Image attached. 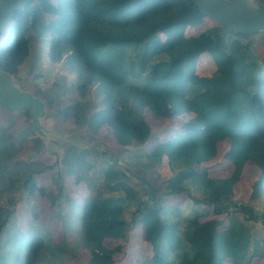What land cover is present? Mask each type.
<instances>
[{
    "label": "trees",
    "instance_id": "1",
    "mask_svg": "<svg viewBox=\"0 0 264 264\" xmlns=\"http://www.w3.org/2000/svg\"><path fill=\"white\" fill-rule=\"evenodd\" d=\"M203 19L192 0H32L14 13L0 31V69L43 102L46 126L77 135L89 148L57 144L64 149L62 170L53 177L57 192H46L35 177L52 167L36 161L46 148L29 110L0 108V264H53L74 245L87 252L86 264H115L135 230L151 250L137 264H252L264 258V209L252 204L264 205V56L250 41L264 32L234 34L216 25L185 37V29ZM36 51L62 63L76 84L61 93L43 88L37 83L43 73L34 65L31 81L19 79V67ZM202 56L214 66L208 77L196 72ZM148 118L174 121L177 128L156 135ZM64 123L71 128L63 129ZM102 129L110 131L115 150L102 141ZM223 146L221 159L210 164ZM24 149L27 158L20 156ZM163 157L173 174L160 182L156 169ZM223 161L231 174L210 176ZM248 166L259 172L249 201H233ZM63 170L84 184V197L66 193ZM175 195L185 196L187 212L182 203L165 206ZM38 198L65 212L73 243L66 233L52 240L35 225V211L30 227L17 228L15 204ZM209 210L217 218L208 219Z\"/></svg>",
    "mask_w": 264,
    "mask_h": 264
},
{
    "label": "rangeland",
    "instance_id": "2",
    "mask_svg": "<svg viewBox=\"0 0 264 264\" xmlns=\"http://www.w3.org/2000/svg\"><path fill=\"white\" fill-rule=\"evenodd\" d=\"M216 23L213 21L204 18L200 25L195 27H188L184 31L185 37L196 36L202 31L209 29L211 27H215ZM164 36L162 37V39ZM252 46L257 51V53L263 57L264 56V36H254L250 39ZM35 66L39 69V73H43V77L38 80V84L43 88L48 87H56L57 92H63L62 89L64 87H69L70 85L76 84V78L74 75L70 74L68 70L64 67L62 63L60 64H52L46 57L44 53H40L36 51V54H33L22 66L19 67L17 76L21 80L31 81L33 74H30L29 70L31 66ZM214 66L210 61L208 56H202L196 65V72L201 76H210ZM88 98L91 100L96 99V93L93 90L88 92ZM69 101H73L77 98V94L75 91H71V93H67ZM45 122V121H43ZM46 123L49 126L53 125L52 119L46 120ZM147 123L150 126L152 132L156 135L167 136L171 131H174L177 128V124L174 121H156L153 119H147ZM71 124L64 123L61 125L63 129H70ZM99 136L102 138V141L109 146L113 150L116 149L114 143L111 139L110 131L107 129H102L99 132ZM73 140V139H72ZM153 146V142H148L145 147H143L144 151H149ZM130 149H136L135 147H130ZM225 150V146H223L216 160L211 162L210 164L217 163L221 159V155ZM29 151L24 149L20 156L23 158H27ZM64 155V149L58 146L56 143H51L49 148L45 150L44 153H41L36 156V161L41 163L44 167H52L44 171L41 175L35 177V181L39 186H44L46 192L56 193L57 186L53 181V177L56 174L55 172L61 171V160ZM233 170V167L227 161L221 162V166L210 171V176L215 178H226L228 177ZM158 175V181L163 182L169 179L172 176V171L168 166L167 157H163L161 160V164L156 169ZM63 178L61 183L63 184L66 193L71 196L72 199L82 198L86 195V189L83 183L76 184L74 183L73 177H66L63 170ZM259 172L258 169L254 166H248L245 168L240 182L233 189V201H239L242 203H247L249 201L250 195V185L253 181L258 177ZM185 196L184 195H175L169 197L165 206H176L180 205ZM184 203V202H183ZM182 203V204H183ZM181 204V205H182ZM257 208L264 209L263 203L260 201L252 202ZM181 210L184 212L188 211V207L186 203L183 204ZM15 225L17 228L26 230L28 225V220L30 219V214L35 211L38 218L36 221V226L41 227L42 230L49 232L52 240H59L66 232L64 228V211L61 212L58 210L57 206H52L51 202L47 198H38L34 202L30 201L27 203H16L15 204ZM208 219L217 218L211 213L209 210ZM186 215V213H184ZM221 218V217H220ZM34 226V224H33ZM140 230H135L130 233L127 243H125L124 247V255H116V263L115 264H137V261L140 259L150 256L151 250L148 244L144 243L141 240ZM66 242L71 244L73 243V237L70 234H65ZM120 242L117 241H107V244L110 246H115ZM69 254L60 258H57L53 264H86L89 256L86 251L82 250L80 247H76ZM224 264H232L229 259H227ZM252 264H264V258L255 259Z\"/></svg>",
    "mask_w": 264,
    "mask_h": 264
},
{
    "label": "water",
    "instance_id": "3",
    "mask_svg": "<svg viewBox=\"0 0 264 264\" xmlns=\"http://www.w3.org/2000/svg\"><path fill=\"white\" fill-rule=\"evenodd\" d=\"M32 0H0V31L11 21L16 11ZM203 18H207L226 31L249 35L264 32V2L257 6L254 0H192ZM0 108L8 113L29 110L35 135L46 149L51 143L73 145L88 149L75 134H63L43 121L46 112L43 102L30 92L21 89L14 77L0 69ZM73 139V140H72Z\"/></svg>",
    "mask_w": 264,
    "mask_h": 264
}]
</instances>
